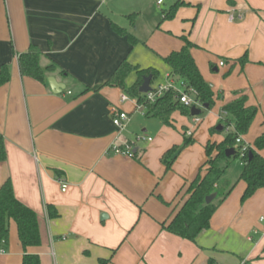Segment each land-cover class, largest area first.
I'll return each instance as SVG.
<instances>
[{"label": "crops", "instance_id": "0c3cea01", "mask_svg": "<svg viewBox=\"0 0 264 264\" xmlns=\"http://www.w3.org/2000/svg\"><path fill=\"white\" fill-rule=\"evenodd\" d=\"M177 1L185 5L162 21V10ZM117 28L138 43L131 45ZM182 37L195 45L191 54L217 103L204 119L175 112L173 126H166L145 116L134 99L121 102L120 89L104 85L125 58L162 69L151 88L178 80L169 77L163 59L182 48ZM30 45L39 48L42 68L56 65L44 82L20 73L17 55ZM1 65L10 76L0 85L6 150L0 185L9 178L14 196L36 213L41 242L27 252L40 264H206L209 258L264 264V190L241 203L244 183L226 174L215 189L234 187L195 243L160 226L184 201L206 160L205 143L223 139V132L209 129L221 124L224 105L242 93L257 108V123L249 128L254 138L246 141L248 131L244 143L264 131V0H163L160 6L156 0H0ZM49 76L64 85L60 93L52 92ZM135 80L131 73L127 84ZM114 106L128 115L123 129L112 122ZM182 130L194 142L166 171L161 156L182 143ZM132 131L152 141L137 143L135 158L113 152L133 139ZM260 153L264 157V149ZM47 205L56 218L47 216ZM0 249V264L21 262L13 220Z\"/></svg>", "mask_w": 264, "mask_h": 264}, {"label": "trees", "instance_id": "16d2710c", "mask_svg": "<svg viewBox=\"0 0 264 264\" xmlns=\"http://www.w3.org/2000/svg\"><path fill=\"white\" fill-rule=\"evenodd\" d=\"M182 5L185 4L182 1H177L168 9H163L162 21L173 18L177 8ZM117 31L125 35L131 45L138 43V40L133 35L126 33L125 30L117 28ZM182 39L184 40L182 48L168 54L163 61L169 67V77H176L178 79L176 80L177 84L181 81L196 91L194 98L198 104L195 107L201 108L199 114L201 115L202 110H209L214 106L215 96L211 85L203 79L191 54V49L195 45L185 37H182ZM40 56L39 48L30 45L26 52L17 55V62L22 75L44 82L46 74L53 72L56 65L51 64L46 68H42L39 64ZM245 62V58L240 60L241 64ZM131 73L136 75V80L128 85L127 78ZM147 75H151L150 81L153 82L158 78L159 72L153 67L141 68L138 65H133L125 58L119 63L104 85L120 89L128 98L134 99L136 105L142 106L145 116L156 118L166 126H173L172 115L175 112L186 116L190 115L191 107L180 102V94L177 89L170 88L159 97H156L153 102L147 100L146 94L138 91L143 77ZM9 76V67L1 65L0 85L6 83ZM152 91H155V88H152ZM256 113L257 108L247 105V97L242 93L222 107L219 123L225 125L221 130L224 137L219 142L207 141L205 143L206 160L204 164L188 183L184 193L185 199L180 207L171 214L168 221L161 223V230L195 243L197 236L210 227L212 216L234 187L233 184L225 192L215 189L216 183L226 174L227 167L233 158H238L243 163L237 179L245 185L240 197L241 203L251 198L258 190H264V157L260 153L264 149V131L255 138L252 144H248L247 149L243 152L241 150L242 144L236 143L238 137L248 133ZM217 132L216 127L209 129L210 134ZM182 137L181 144L173 145L161 156V162L166 171L171 169L178 155L194 142V139L186 136L184 130H182ZM228 150L232 151L230 155H226ZM136 156L137 153L134 151L133 158ZM5 160L4 138L0 134V162ZM202 168H204L203 171ZM212 194L215 195L214 199L208 204L205 203V198ZM160 200L162 199L160 198ZM162 202L164 201L162 200ZM46 213L51 219L58 216L52 205L46 206ZM10 220H13L16 224L18 241L23 250V256L19 264H40L38 255L27 252V248L39 246L41 242L37 215L14 196L12 182L8 178L0 185V243L8 241ZM107 262L108 260H100L99 264H107ZM206 264H217V262L213 258H209Z\"/></svg>", "mask_w": 264, "mask_h": 264}, {"label": "built area", "instance_id": "2783aa9c", "mask_svg": "<svg viewBox=\"0 0 264 264\" xmlns=\"http://www.w3.org/2000/svg\"><path fill=\"white\" fill-rule=\"evenodd\" d=\"M157 5H162L163 4V0H156ZM230 19H232V16L230 17ZM234 19V18H233ZM219 65L222 66L223 62H219ZM170 88L172 89H177V91L179 92V100L181 103H183L184 105L188 106V107H192V106H196L198 103L195 101V95H196V91L192 88V87H188L186 84H184L183 82H179L177 84L176 81H174L173 79H169L167 80V82L164 85H159L157 87H155V91H150L148 93H146V98L147 100H149L150 102H153L155 100L156 97H159L160 95H162L165 91L169 90ZM128 99V96L124 93L120 94V101H126ZM137 108L139 110H142V106L137 105ZM110 113L112 116V122L113 124L120 128L123 129L125 127V124L128 120V115L125 111L120 110L117 107H111L110 109ZM187 136L191 135L190 131L186 132ZM152 138L144 133H138L135 134L133 136V139L125 142L123 145L121 146H113L112 147V151L115 153H119L122 155H126L128 157H133V153H134V146L137 143L140 142H151ZM236 143L237 144H242L241 150L242 152L245 151L248 147V144L244 143L241 139V137H238L236 139ZM242 156V154H241ZM66 183L65 182H61V191H65L66 189ZM4 250L0 249V254H3Z\"/></svg>", "mask_w": 264, "mask_h": 264}, {"label": "water", "instance_id": "95a60500", "mask_svg": "<svg viewBox=\"0 0 264 264\" xmlns=\"http://www.w3.org/2000/svg\"><path fill=\"white\" fill-rule=\"evenodd\" d=\"M150 80H151V75H147L145 77H143V81L141 83V85L138 88V91L142 94H146L148 92H150L152 90V88L150 87ZM47 82L52 90L53 93H60L63 89H64V85L62 83H59L55 80L54 77L49 76L47 77ZM206 107V106H204ZM201 113V109L196 108L195 106H192L190 108V115L191 116H197ZM216 129L218 131L222 130V126L221 125H217ZM232 153L231 150H228L226 152V155H230ZM215 195H209L205 198V203H210L213 199H214Z\"/></svg>", "mask_w": 264, "mask_h": 264}, {"label": "rangeland", "instance_id": "374dc122", "mask_svg": "<svg viewBox=\"0 0 264 264\" xmlns=\"http://www.w3.org/2000/svg\"><path fill=\"white\" fill-rule=\"evenodd\" d=\"M155 67L158 68L159 66H155ZM158 69H159V72L161 73L162 72V69L160 67ZM165 83H162V84H159V85H164ZM150 87H151V85H150ZM216 107H217V103H216V106L214 105V107H212V109H209V110H212L213 111V108H216ZM209 110H207V109L202 110L203 113L201 115H199L198 117L200 119H204ZM253 123H254V125H256L257 120H254ZM220 125H222L223 127H225V125L223 123L220 124ZM202 127H203V125H202ZM223 127H222V129H223ZM135 132H138V131H132L130 138L132 137L133 134H135ZM185 134H186V132H185ZM254 134H255V131H253L252 129H250L249 133L245 137L246 141H251L254 138ZM211 142H213V141H211ZM241 170H242V166L240 165V160L238 158L231 159V161H230V163H229V165L227 167V173H226V176H225L226 179H229L233 183H235L237 181V179H238V174H239V172H241Z\"/></svg>", "mask_w": 264, "mask_h": 264}]
</instances>
